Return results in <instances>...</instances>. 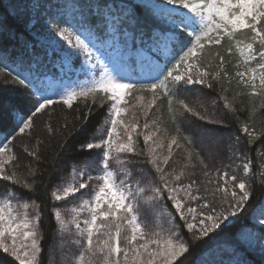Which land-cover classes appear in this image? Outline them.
Listing matches in <instances>:
<instances>
[{
    "label": "trees",
    "instance_id": "16d2710c",
    "mask_svg": "<svg viewBox=\"0 0 264 264\" xmlns=\"http://www.w3.org/2000/svg\"><path fill=\"white\" fill-rule=\"evenodd\" d=\"M33 1L0 0V159L4 161L0 195L12 192L36 206V264H64L70 252L81 251L84 242L78 249L72 234L60 233L55 210H68L87 193L84 190L55 201L54 191L72 172L83 174L85 181L99 182L112 101L105 92L93 91L70 104L54 100L40 106L34 88L26 82L32 65L38 62L31 51L32 47L36 49L35 39L27 31ZM52 2L40 1L38 13ZM70 2L78 8L84 23L103 35L108 25L105 12L113 14L111 6L115 12L121 9L117 25L120 33L131 31L147 40L153 39L157 31L162 36L168 30L174 34L171 51L162 58L165 66L160 79L148 82L135 71L130 95L157 96L160 107L154 116L166 139V153L155 160L156 155L152 156L148 143L143 141L144 131L136 134L134 149L127 156L112 147L114 152L108 163L119 180L127 176V183L134 185L130 188V203L146 233L158 230L157 220L153 221L145 203L152 186L161 190L167 206L172 204V185L182 184L198 209H224L225 217L216 219L215 227L204 234L175 217L173 222L184 251L171 264H196L206 249L250 226L253 211L264 198V81L257 91H252L240 76L243 69H258L264 77V61L260 59L264 49V15L257 25L261 37L254 26H225L207 36H198L183 21H179L178 29H170L152 8L132 1ZM125 10L129 12L125 14ZM248 46H253L257 53L250 61L242 56ZM189 64L194 66L189 78H179ZM28 78L32 81V77ZM20 124L24 125L22 130L18 128ZM172 139L176 146L173 144L168 151ZM240 184H244L241 189ZM171 215L176 216L175 212ZM129 219L123 213L110 217L108 223L113 224V229H107L105 235L97 233L93 246L103 235L104 240L111 239L115 230L122 240L126 239L130 235ZM249 256L254 264H264ZM0 264L20 263L0 247Z\"/></svg>",
    "mask_w": 264,
    "mask_h": 264
},
{
    "label": "rangeland",
    "instance_id": "374dc122",
    "mask_svg": "<svg viewBox=\"0 0 264 264\" xmlns=\"http://www.w3.org/2000/svg\"><path fill=\"white\" fill-rule=\"evenodd\" d=\"M40 1L43 0L33 1L27 27L35 39L36 49L32 47L31 51L38 62L32 65L28 76L32 77V81L26 77V82L31 84L40 100V106L54 100L70 104L78 96L93 91L105 92L112 101L104 137L106 154L99 182L95 183L93 179L85 181L83 174L72 172L54 191L55 201L76 196L80 191L87 193L76 199V207L71 206L66 211L55 210L60 233L63 236L72 234V241L78 249L84 242L81 251L70 252L64 264H171L184 251V243L178 237L173 222L175 217H179L190 229L204 234L215 227L216 219L225 217L224 209L215 212L198 209L182 184L172 185L169 198L172 204L167 206L161 190L152 186L145 203L153 215V221L157 220L158 230L146 233L130 203V188L134 185L127 183V176L119 180L108 161L114 152L112 147L115 151L120 149L121 154L127 156L134 149L136 134L144 131L143 141L148 143L152 156L156 155L155 160L166 153L163 147L166 139L154 116L160 107L157 96L151 94L150 98H145L143 95H130L134 89L135 71L148 82L160 79L165 66L162 58L169 55L174 34L168 30L162 36L157 31L153 39L147 40L131 31L120 33L117 25L121 9L115 12L111 6L113 14L105 12L108 25L103 35L84 23L82 14L77 7H72L70 0H53L38 13ZM128 1L152 8L172 30L179 28V21H183L191 32L196 31L198 36H207L225 26L235 29L254 26L261 37L257 25L264 15V0H186L183 3L172 0ZM128 12L125 10V14ZM256 54L253 46H248L242 52L246 61L257 57ZM260 59L264 61V49ZM193 67L189 64L178 77L188 79ZM240 76L252 91H257L264 81L258 69H243ZM18 128L22 130L24 125L20 124ZM168 143L169 151L174 140ZM3 163V159H0V177ZM242 187L244 184L239 185L240 189ZM172 211L176 216L171 215L174 213ZM122 213L130 216L127 220L130 235L122 240L115 230L111 239L104 240V235L113 229V224L108 223L109 218H117ZM38 219L39 213L33 203L19 199L12 192L0 195V247L20 264L37 263ZM251 222L250 226L240 229L235 237H225L202 252L196 264H254L249 255L264 263V198L253 211ZM99 232L100 236L103 232V238L99 245L93 246L92 239ZM162 233L165 235L163 238ZM101 246L103 250H100Z\"/></svg>",
    "mask_w": 264,
    "mask_h": 264
}]
</instances>
